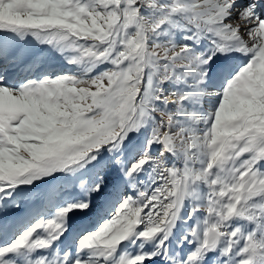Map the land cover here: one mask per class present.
Here are the masks:
<instances>
[{
    "label": "snow or ice",
    "instance_id": "snow-or-ice-1",
    "mask_svg": "<svg viewBox=\"0 0 264 264\" xmlns=\"http://www.w3.org/2000/svg\"><path fill=\"white\" fill-rule=\"evenodd\" d=\"M0 264H264V0H0Z\"/></svg>",
    "mask_w": 264,
    "mask_h": 264
}]
</instances>
